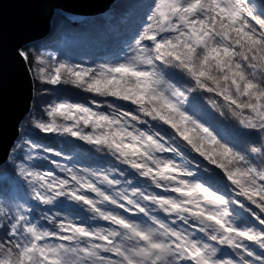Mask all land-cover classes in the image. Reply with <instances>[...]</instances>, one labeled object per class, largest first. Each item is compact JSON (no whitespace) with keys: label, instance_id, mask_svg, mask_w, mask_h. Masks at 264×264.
Returning a JSON list of instances; mask_svg holds the SVG:
<instances>
[{"label":"snow or ice","instance_id":"1","mask_svg":"<svg viewBox=\"0 0 264 264\" xmlns=\"http://www.w3.org/2000/svg\"><path fill=\"white\" fill-rule=\"evenodd\" d=\"M19 2L0 264H264V0Z\"/></svg>","mask_w":264,"mask_h":264},{"label":"water","instance_id":"2","mask_svg":"<svg viewBox=\"0 0 264 264\" xmlns=\"http://www.w3.org/2000/svg\"><path fill=\"white\" fill-rule=\"evenodd\" d=\"M3 2L4 0H0V4ZM34 2L54 6L57 0H20L19 3L14 4L3 21L4 29L9 36L19 26L32 22L36 9L30 3ZM63 2L76 7L82 5L85 0H63ZM87 2L93 5H101L104 0H87ZM0 27H2V22H0ZM4 47L3 41L0 40V58H3L5 54ZM23 108L24 105L19 97L10 93L6 94L0 101V158L6 157L8 146L17 135V120Z\"/></svg>","mask_w":264,"mask_h":264}]
</instances>
